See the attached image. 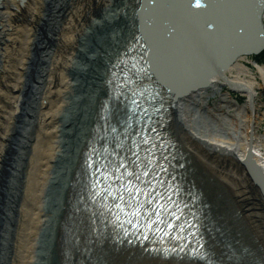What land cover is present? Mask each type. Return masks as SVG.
Here are the masks:
<instances>
[{"label":"bare ground","instance_id":"obj_1","mask_svg":"<svg viewBox=\"0 0 264 264\" xmlns=\"http://www.w3.org/2000/svg\"><path fill=\"white\" fill-rule=\"evenodd\" d=\"M248 3L0 0V264H264V50L239 54L259 38ZM121 174L143 190L136 208L168 190L142 228L180 229L183 246L120 235L92 182Z\"/></svg>","mask_w":264,"mask_h":264},{"label":"water","instance_id":"obj_2","mask_svg":"<svg viewBox=\"0 0 264 264\" xmlns=\"http://www.w3.org/2000/svg\"><path fill=\"white\" fill-rule=\"evenodd\" d=\"M247 2L249 3L248 6L245 7V9H247V13L249 12L250 14H248L246 18L250 16L253 12V14L255 13L258 16L257 19H259L258 22L255 20L256 21L255 25L257 26V28H259L257 31L259 34V38H256L250 41L249 43H247L245 49L240 51L239 54L248 55V56L259 55L264 50V32L262 30V24H261V17L262 14L264 13V1L255 0V2L254 1L252 2V0H247Z\"/></svg>","mask_w":264,"mask_h":264},{"label":"snow or ice","instance_id":"obj_3","mask_svg":"<svg viewBox=\"0 0 264 264\" xmlns=\"http://www.w3.org/2000/svg\"><path fill=\"white\" fill-rule=\"evenodd\" d=\"M195 3H196V5H197L198 7L201 6V0H195ZM144 143H147V141H144ZM121 166H123V164H122ZM116 171L119 172V168H117ZM125 171L127 172V169H125ZM102 175H104V177L107 178V175H108V174H107V173H103ZM128 175H129V176H133V175H135V174H134V173H131V172H128ZM143 175L147 176L148 173L145 172ZM123 178H124V175L121 174L120 176L117 177V180H122ZM135 179H136L137 181H139V180H140V176H139V175H135ZM120 186H121V188H123L124 191L127 193V195H128V199H129L130 201H135V200H136V197L134 196V193H135V194H140V193H142V191H143V190L140 189L139 187H136L135 185H133V184L131 183V181H129V184H128V185L121 184ZM105 191H108L109 194H111V189H110V188H109V189H105ZM119 199H120L121 201H123V196H120ZM115 207L121 209V211H123L125 207H128V208H130V209L132 210V215H133V216H139V215H140V210H139V208H133V207H132V204L125 205L124 203H119V204H116ZM161 207H163V206H161ZM155 212H156V214H157V216H158V215H159V209L157 208V209L155 210ZM170 215H172V216L175 217V213H170ZM129 223H131V221H129ZM167 226H168L169 228H172V227H173V225H172L171 223H168ZM181 231H183V227H181Z\"/></svg>","mask_w":264,"mask_h":264},{"label":"rangeland","instance_id":"obj_4","mask_svg":"<svg viewBox=\"0 0 264 264\" xmlns=\"http://www.w3.org/2000/svg\"><path fill=\"white\" fill-rule=\"evenodd\" d=\"M123 16V15H122ZM261 63H264V58L262 60H260ZM226 90V89H225ZM260 94L262 95V98H263V101H264V92H260ZM232 95L239 101V102H244L245 99L244 97H242L240 94H238L237 92H232ZM263 127H264V124H263Z\"/></svg>","mask_w":264,"mask_h":264},{"label":"trees","instance_id":"obj_5","mask_svg":"<svg viewBox=\"0 0 264 264\" xmlns=\"http://www.w3.org/2000/svg\"><path fill=\"white\" fill-rule=\"evenodd\" d=\"M256 58H260L262 60L264 58V52L260 54L259 56H257Z\"/></svg>","mask_w":264,"mask_h":264}]
</instances>
